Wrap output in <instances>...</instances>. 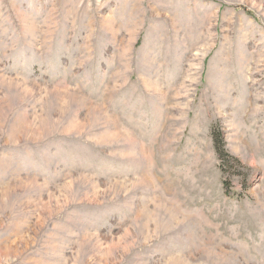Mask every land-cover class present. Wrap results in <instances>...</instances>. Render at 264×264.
I'll return each instance as SVG.
<instances>
[{
  "label": "rangeland",
  "instance_id": "obj_1",
  "mask_svg": "<svg viewBox=\"0 0 264 264\" xmlns=\"http://www.w3.org/2000/svg\"><path fill=\"white\" fill-rule=\"evenodd\" d=\"M0 264H264V0H0Z\"/></svg>",
  "mask_w": 264,
  "mask_h": 264
},
{
  "label": "trees",
  "instance_id": "obj_2",
  "mask_svg": "<svg viewBox=\"0 0 264 264\" xmlns=\"http://www.w3.org/2000/svg\"><path fill=\"white\" fill-rule=\"evenodd\" d=\"M213 139H214V142L215 144H217V147H218V151L220 153V155H222L223 157H228V154H226L223 150V140L221 138V135L216 131V129L214 128L213 129Z\"/></svg>",
  "mask_w": 264,
  "mask_h": 264
}]
</instances>
